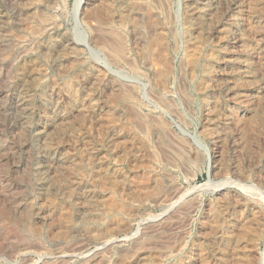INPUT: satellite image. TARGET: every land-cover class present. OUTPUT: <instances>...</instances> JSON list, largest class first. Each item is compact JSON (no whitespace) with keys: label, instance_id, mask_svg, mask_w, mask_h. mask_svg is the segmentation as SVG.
<instances>
[{"label":"rangeland","instance_id":"374dc122","mask_svg":"<svg viewBox=\"0 0 264 264\" xmlns=\"http://www.w3.org/2000/svg\"><path fill=\"white\" fill-rule=\"evenodd\" d=\"M235 1L224 0L216 20L233 18L241 42L236 50H243L241 60L250 65L249 94L258 102L248 103L247 116L240 115L245 103L233 104L226 93L217 57L226 44L214 30L216 20L188 24L184 0H169L174 76L165 93L168 107L148 95L147 87L140 90L136 109L100 92L95 96L104 102L99 109L76 111L60 123L47 111L53 97L24 79L26 112L15 108L16 69L30 73L32 59L16 63L12 36L19 33L14 26L19 13L10 0H0V264H264V0H238L237 9ZM76 2L52 3L49 12L62 32L74 33ZM125 38L130 51L144 48L140 40ZM189 46L197 56L190 74L182 64ZM38 60L44 74H54ZM62 76L54 74L56 83L76 89L78 99L77 74ZM133 109L145 116L154 113L166 132L161 139L147 123V147L138 160L123 139L112 140ZM233 114L240 117L242 131H233L228 120ZM203 132L213 133L215 144ZM86 152L97 157L88 159ZM174 187L181 192L173 197ZM216 252L223 253L221 259Z\"/></svg>","mask_w":264,"mask_h":264},{"label":"bare ground","instance_id":"6f19581e","mask_svg":"<svg viewBox=\"0 0 264 264\" xmlns=\"http://www.w3.org/2000/svg\"><path fill=\"white\" fill-rule=\"evenodd\" d=\"M53 1L54 0H10V5L12 6V8L16 9V11L19 13V18L16 19V22L14 23V26H16L19 33L12 36V45L17 55L16 63L21 62V60H24L26 58L32 59V64H31L32 71H30V73L27 72L28 74H23L22 71H20V69L17 70L15 68L16 69V75H15L16 84H15V88L12 94L15 97V108L18 113L24 115L26 112V109L23 108L26 103L25 98L22 96L23 88H24L23 79L24 81L29 83V86L31 85L32 88L35 90L37 88L39 89L40 87L45 88L48 96L53 97L52 99L54 101L50 103L49 108H47V111L49 112L50 118L52 120H54L55 122H60V123L65 121L69 117V115L74 114V112L76 111L78 112L84 111L90 114V112H92L96 107L98 108L99 103L101 104L104 103V102H101L100 100L101 98H95V96H98L100 92L107 93L108 98L107 96L106 98L109 101L112 100L115 104H122V105L126 104L128 107L131 106L132 108L136 109V106H137L136 103L140 96L139 92L142 88L147 87L148 89L146 88L145 90H147L150 93L148 95H152L153 98L156 99V101L168 107L167 97L165 93L167 89L169 88V85L172 83L173 76H174L172 72L173 63L171 62L169 51H168L169 50L168 49V35H169L168 32H169L170 21H171L170 15L167 12V10H169L168 9L169 7H167L169 0H77L73 8V17L75 20V30L73 34L66 33L64 31L62 32L59 29V25L56 24V20L53 18V15L49 12V11H52L50 9L52 8ZM183 4H184L183 6L184 14L183 15L185 19L189 21L188 24L192 23L193 25V23L196 24V22L199 24L201 21L204 23H208L209 25L210 23H214V21L216 20L218 12H220L224 4V0H184ZM232 5L234 9H237L239 5L238 0L237 2L235 1ZM250 9L251 8L249 7V10ZM249 13H252V11L250 10ZM232 19H230L228 16V17H225V22H223V20L215 21L216 25H215L214 30H217L216 32L220 34L222 43L226 44V48H223V49L218 48L222 50L220 52L217 51L219 52L217 57H218L219 64L223 68V72H224L223 75L225 78L227 96H229V100L232 101L233 104L234 103L235 104L245 103V107L241 109V114L239 113L241 117H244L250 113L248 109V103L249 102L251 103L252 101L258 102V99L256 100L257 97H255V95H252V93L249 94L251 91H253V88L250 87V79H251V74L249 71L250 65L248 61L241 60V55L243 54V50H236V48L240 46L239 44L241 42L238 44L239 37L237 38L233 32L232 24L235 21ZM84 26L86 27V29H84ZM126 35H129L132 38L140 40V42L144 44V48L139 51L138 50H135L134 52L130 51L125 45ZM170 35L169 37H171ZM194 51L195 50L191 49V47L189 46L186 50V53L183 55V58H182L183 59L182 61L183 69L189 74L195 69L194 60H197L196 59L197 56L195 55L196 52ZM38 59H40V61H42L45 65H49L51 71L54 74H56L57 77L60 75L61 76L66 75L69 72H74L75 74H77V76L75 77H77L76 82L78 86V99L77 97H75V95L77 96V94L75 93V91H77L76 89L75 91H73L71 90L70 85L67 86L66 84L58 85L56 83V80L54 79L55 78L54 74L52 75L44 74L43 70L39 69L40 66H39ZM43 63H40V64H43ZM141 69L143 70L141 71ZM127 71L130 73V75L127 73ZM263 71L264 70H262V72ZM37 73H39V75L41 76L40 78L36 77ZM144 79L148 82V84L143 83ZM143 97L145 98V100H147V96H145V94H143ZM69 103H72V104L74 103L71 109L70 107H68ZM101 108L103 109V106ZM153 108H154V105H153ZM64 109H67L68 112L65 113ZM134 109L132 113L135 114V116L134 115H131V116L132 117L134 116L136 117V119H138L137 121L138 124L140 121V125H138L139 127L133 122L132 117L130 120L129 115L132 113L127 114L128 117L126 116L127 119H125V121H127V123L125 124V127L121 129L120 131L117 130L118 133L116 134L113 133L114 135L112 137V140L121 141V139H123L124 144L128 147L127 149L130 151V153H132L131 154L132 159L138 160L141 154L145 152V148L147 147V136L145 134L146 132H144L145 125L148 123L151 126V129L154 130V133L156 135L158 136L163 135L161 139L162 138L165 139L164 134L166 132H164L163 129H160L159 127L160 122L156 121V116H154V113H149L147 116H145V115H140L138 113L140 111L139 109H138L139 110L138 112ZM151 114H153V116ZM74 116H76V114ZM237 116H234L233 114L231 115V117L229 116L227 117H229L228 120H229L230 125L234 129L233 131L239 132L241 128L239 127V125H241L239 123L241 121L240 122L238 121L240 117L237 118ZM136 119L134 121H136ZM212 120L214 121V119ZM217 120H216V123H218L219 121ZM165 123L166 122H164V124ZM253 123H255V121ZM142 124L144 126H142ZM242 130L243 129L241 128V131ZM205 134L207 138H209V140H211L213 144H215V139H216L215 136L217 133L215 132V136L213 133H205ZM178 143H180V141ZM203 151L207 154L209 152L207 147H204ZM86 154H87L86 158L88 157V159H90L91 157L92 158L97 157V154L95 153L86 152ZM209 161L211 162L210 158H209ZM76 177H78V174ZM152 178L154 177L152 176ZM73 180L76 181L75 178H73ZM154 180L156 181L155 178ZM162 187L163 186H161V188ZM172 189H173L172 191L173 197L175 195H180L178 194L181 192V191L179 192V189H177L176 187ZM166 195L168 196V194ZM243 219H240V220L238 219V222L242 223V225L244 223ZM64 223H66V221ZM221 238L224 240H227L228 237L227 235L225 237L224 235H221L220 239ZM244 240H242L241 242L242 244L243 242L244 243L246 242ZM215 254L220 259L223 256L222 255L223 253L221 254V252H216ZM135 256H137V254Z\"/></svg>","mask_w":264,"mask_h":264}]
</instances>
